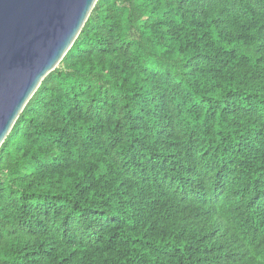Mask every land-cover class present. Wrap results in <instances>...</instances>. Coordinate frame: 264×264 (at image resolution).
Masks as SVG:
<instances>
[{
	"label": "trees",
	"instance_id": "trees-1",
	"mask_svg": "<svg viewBox=\"0 0 264 264\" xmlns=\"http://www.w3.org/2000/svg\"><path fill=\"white\" fill-rule=\"evenodd\" d=\"M0 264H264V0H97L0 145Z\"/></svg>",
	"mask_w": 264,
	"mask_h": 264
},
{
	"label": "water",
	"instance_id": "water-1",
	"mask_svg": "<svg viewBox=\"0 0 264 264\" xmlns=\"http://www.w3.org/2000/svg\"><path fill=\"white\" fill-rule=\"evenodd\" d=\"M97 0H0V145Z\"/></svg>",
	"mask_w": 264,
	"mask_h": 264
},
{
	"label": "bare ground",
	"instance_id": "bare-ground-1",
	"mask_svg": "<svg viewBox=\"0 0 264 264\" xmlns=\"http://www.w3.org/2000/svg\"><path fill=\"white\" fill-rule=\"evenodd\" d=\"M196 221V220H195ZM202 221V220H201ZM183 225H185V224H183Z\"/></svg>",
	"mask_w": 264,
	"mask_h": 264
}]
</instances>
